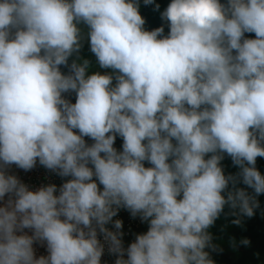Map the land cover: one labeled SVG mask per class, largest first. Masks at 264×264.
Returning <instances> with one entry per match:
<instances>
[{"label":"clouds","instance_id":"9594fccd","mask_svg":"<svg viewBox=\"0 0 264 264\" xmlns=\"http://www.w3.org/2000/svg\"><path fill=\"white\" fill-rule=\"evenodd\" d=\"M139 8L0 0V264H101L105 246L114 264H214L225 206L259 207L264 0H170L167 33ZM37 163L63 182L10 171ZM120 209L148 225L127 247Z\"/></svg>","mask_w":264,"mask_h":264},{"label":"rangeland","instance_id":"374dc122","mask_svg":"<svg viewBox=\"0 0 264 264\" xmlns=\"http://www.w3.org/2000/svg\"><path fill=\"white\" fill-rule=\"evenodd\" d=\"M170 0H155L154 4L145 6L143 0H139L140 14L148 24V30L165 26V33L168 28L161 20L160 13L167 7ZM155 4H159V10H155ZM86 31V28H85ZM254 35V34H252ZM246 36L250 38V35L246 33ZM92 71L105 72L108 70L99 69L98 66L91 69ZM62 71L67 69L62 68ZM74 102V96L70 97ZM87 139V138H86ZM91 143V141H88ZM122 145V139L117 137L115 147L120 149ZM226 164L224 165L225 174H235L238 172V168L233 166L232 161H228L224 158ZM256 167L264 174V158H257ZM241 185V184H239ZM238 186V185H237ZM231 187V185H230ZM252 192V189L249 190ZM259 201V207L254 210L252 217H237L230 215L227 217L231 219L230 227L233 230H227L220 228L222 222V215L217 219L214 225L210 228L209 232L212 235V243L216 245V250L206 248L205 251L209 252L210 258L214 261V264H264V194L256 197ZM226 208V207H225ZM240 219V224H235L233 221ZM229 227V226H227ZM247 239L248 245L241 243L242 240Z\"/></svg>","mask_w":264,"mask_h":264},{"label":"built area","instance_id":"2783aa9c","mask_svg":"<svg viewBox=\"0 0 264 264\" xmlns=\"http://www.w3.org/2000/svg\"><path fill=\"white\" fill-rule=\"evenodd\" d=\"M10 171L12 174L17 175L22 182L27 184L33 190H35L42 184L55 183L59 186L63 182L60 177L56 176L54 173L49 172L48 170L40 166L39 163H37V166L33 170L28 172L18 169L15 166H13ZM113 219H120L123 222L122 231L124 233L123 241L125 247H127V245L135 239L136 234L146 232L148 228L146 222L142 223L139 217L132 218L130 213L125 209H120L118 215ZM108 227L111 229L112 225L110 224L108 225ZM100 239L102 240V237H100ZM34 248L37 257L41 255H47L45 247H41L40 245L36 244L34 245ZM115 259V256L110 255L107 252V246H105V252L101 258V264H114Z\"/></svg>","mask_w":264,"mask_h":264},{"label":"trees","instance_id":"16d2710c","mask_svg":"<svg viewBox=\"0 0 264 264\" xmlns=\"http://www.w3.org/2000/svg\"><path fill=\"white\" fill-rule=\"evenodd\" d=\"M145 28L147 29V28H149V26H148V24L146 25V23H145ZM148 30V29H147ZM246 35V34H245ZM250 35V38H254V35H252V34H249ZM81 56L82 57H88V58H92V59H94L93 57H91V53L89 52V48H88V45H87V42L85 41V44H84V47H83V49H82V51H81ZM96 66L94 65L93 66V68H95ZM225 159H227L228 161H230L231 159L229 158V157H227V156H225ZM221 164H222V166H223V168H225V164H226V161L223 159L222 160V162H221ZM230 187V186H229ZM238 187H245L246 188V186H244L243 184H241V185H238ZM250 189H247V191H249ZM226 208L224 209V212L221 214L222 215V222H221V224H220V228L223 230V229H225L224 231H227V230H233V227H230V225H231V219H229V218H227L229 215H230V213H231V209L228 207V206H225ZM246 217V216H245ZM248 218V217H247ZM219 219V218H218ZM227 226H229V227H227ZM210 230V229H209ZM233 231H235V230H233Z\"/></svg>","mask_w":264,"mask_h":264}]
</instances>
